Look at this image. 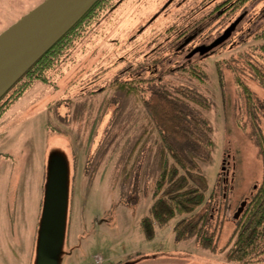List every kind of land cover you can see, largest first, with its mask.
Returning a JSON list of instances; mask_svg holds the SVG:
<instances>
[{"label":"rangeland","instance_id":"374dc122","mask_svg":"<svg viewBox=\"0 0 264 264\" xmlns=\"http://www.w3.org/2000/svg\"><path fill=\"white\" fill-rule=\"evenodd\" d=\"M43 1L0 0V33ZM223 1L108 0L45 71V80L8 98L15 101L0 117V264H46L37 241L56 167L67 178L66 224L62 237L50 242V264H239L227 261V243L241 205L262 182L263 160L235 76L264 101L248 63L264 68L255 37L264 29V0L234 14L223 12L230 3L219 16L212 13ZM232 25L220 45L192 54ZM184 31L189 34L179 37ZM151 77L170 90L195 88L211 101L202 111L213 126L214 148L201 165L214 249L196 238L177 240L180 215L157 226L152 239L142 231L153 203L160 136L150 132L141 99L122 94L116 79ZM259 124L264 132V118ZM257 264H264V254Z\"/></svg>","mask_w":264,"mask_h":264},{"label":"trees","instance_id":"16d2710c","mask_svg":"<svg viewBox=\"0 0 264 264\" xmlns=\"http://www.w3.org/2000/svg\"><path fill=\"white\" fill-rule=\"evenodd\" d=\"M107 1L98 0L0 98V117L15 101L13 99L28 89L34 80H45V71L55 65L64 49L69 47L85 28V22L98 9H102ZM249 1L251 0H225L218 3L212 13L219 16L221 10L230 3L223 12L229 10L228 12L234 14ZM188 30H191V35L196 34L197 25L191 26ZM189 31H184L179 37L186 36ZM255 37L261 41L257 49L264 62V29L257 32ZM248 63L254 78L264 88V68L252 61ZM218 71L221 86L224 87V75L220 66ZM191 72L197 76H205L199 74L195 68H192ZM156 80L155 77L130 81L116 79L122 94H134L141 99L149 118L150 132L157 131L160 136V139L156 140L153 153L154 167L158 169L153 203L149 213L141 219L142 231L147 238L152 239L156 235L157 226H165L180 215L181 218L174 225L176 239L180 241L196 238L201 246L214 249L217 236L216 231L211 232L208 229L212 206L211 204L204 206L207 178L201 165L211 159L214 148L213 126L202 111L211 108V101L195 88L180 86L170 90L164 85H158ZM235 81L245 99L252 137L262 156L263 177L249 201L241 205L236 227L227 243V261L257 264L264 254V132L259 124L260 119L264 118V101L256 97L237 71ZM13 96L14 98L8 102V98ZM146 133L147 130L144 129L136 143L141 142Z\"/></svg>","mask_w":264,"mask_h":264},{"label":"water","instance_id":"95a60500","mask_svg":"<svg viewBox=\"0 0 264 264\" xmlns=\"http://www.w3.org/2000/svg\"><path fill=\"white\" fill-rule=\"evenodd\" d=\"M98 0H44L21 19L0 33V97L19 80ZM209 45L197 47L206 53L220 45L232 31ZM67 178L62 167H56L50 178L45 221L37 246L44 263L50 264L48 247L61 238L65 229ZM244 204V203H243ZM242 204V205H243ZM241 208L239 209V213Z\"/></svg>","mask_w":264,"mask_h":264},{"label":"bare ground","instance_id":"6f19581e","mask_svg":"<svg viewBox=\"0 0 264 264\" xmlns=\"http://www.w3.org/2000/svg\"><path fill=\"white\" fill-rule=\"evenodd\" d=\"M15 22H16V21H15ZM15 22H14V23H15ZM11 25H12V24H11ZM11 25H10V26H11ZM7 28H8V27H7ZM17 81H18V80H17ZM17 81H16V82H17ZM14 84H15V83H14ZM14 84H13V85H14ZM13 85H12V86H13ZM12 86H11V87H12ZM11 87H10V88H11ZM10 88H9L8 90H10ZM8 90H7V91H8ZM7 91H6V92H7ZM6 92H5V93H6ZM5 93H4V94H5ZM4 94H3V95H4ZM3 95H2V96H3ZM2 96H1V97H2ZM1 97H0V98H1ZM37 243H38V241H37Z\"/></svg>","mask_w":264,"mask_h":264}]
</instances>
